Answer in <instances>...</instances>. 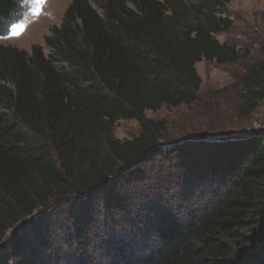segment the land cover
<instances>
[{"label": "trees", "instance_id": "1", "mask_svg": "<svg viewBox=\"0 0 264 264\" xmlns=\"http://www.w3.org/2000/svg\"><path fill=\"white\" fill-rule=\"evenodd\" d=\"M228 2L72 0L47 52L0 43V264H264V136L164 146L145 114L195 103L196 63L238 60ZM24 8L0 0V37ZM243 81L249 114L264 71Z\"/></svg>", "mask_w": 264, "mask_h": 264}, {"label": "rangeland", "instance_id": "2", "mask_svg": "<svg viewBox=\"0 0 264 264\" xmlns=\"http://www.w3.org/2000/svg\"><path fill=\"white\" fill-rule=\"evenodd\" d=\"M71 1L24 0L20 19L0 37V43L28 51L38 44L47 52L44 37L52 26L61 23ZM227 8L233 27L216 38L235 46L239 58L236 62L223 64L205 60L196 63L201 87L195 103L146 111V117L165 122L164 146L202 134L206 141L215 143H231L251 134L264 136V84L256 88L263 97L256 108L249 114L241 110L245 73L258 67L264 71V0H229ZM139 131L136 120L121 119L116 123L113 135L126 140L136 137ZM37 215L38 211L32 214Z\"/></svg>", "mask_w": 264, "mask_h": 264}]
</instances>
